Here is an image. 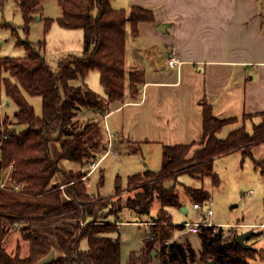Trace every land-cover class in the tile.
<instances>
[{
	"label": "trees",
	"instance_id": "trees-1",
	"mask_svg": "<svg viewBox=\"0 0 264 264\" xmlns=\"http://www.w3.org/2000/svg\"><path fill=\"white\" fill-rule=\"evenodd\" d=\"M3 1L0 0V4ZM13 1L25 23L29 24L40 16L46 0ZM57 4L61 8L57 24L83 32L81 55L65 58L56 72L49 68L42 54V43L34 46L22 42L26 51L23 58L0 57V101L3 97L10 100L16 107L15 124L26 126L18 132L10 129L7 117L3 120L0 117V168L12 165L11 181L21 185V192L0 190V264H35L51 252L54 259L49 264H121L119 235H110L116 233L117 224L108 221L107 216L117 214L123 207L148 214L154 199L159 201L160 208L153 218L149 235L156 234L159 239V264L209 261H213L212 264H248L255 249L240 246L235 241L237 233L231 234L223 226L201 227L197 233L201 248L196 253L188 241H169L172 238L169 229L174 226L182 229L181 225L163 223H172L170 208L182 207L175 192L178 176H206L218 186L214 159L236 150L243 157H250L252 147L264 141V112L260 113L261 120L252 126L251 133L241 126L225 138H219L217 133L231 120L214 116L212 106L203 101L198 150L190 155L189 144L163 146L160 169L129 176L126 187L133 194L127 195L124 201L117 197L118 177L113 197L92 199L83 178L97 151L103 149V134L98 124L91 120L81 125L77 116L82 109L103 112L106 104L123 99L126 25L129 23L131 33L136 34L139 22L153 21L154 17L150 10L141 7H131L129 12L114 9L110 0H57ZM43 21L46 34L53 21L49 18ZM91 71L99 73L105 99L86 84H70L73 80H84ZM139 80L138 75H130L133 96ZM25 95L40 97V116L35 114ZM52 143L60 149L56 159L52 156ZM62 160L76 162L80 168L64 170L60 166ZM256 164L264 169V161ZM57 176L62 177L63 183L55 181ZM184 189L193 203L209 201V193L203 189L188 186ZM5 222L19 228L29 245L26 257L20 256L19 247L14 254L7 252L4 242L9 229ZM40 222H66L72 227L71 231L56 227L60 254H55L51 239L32 226ZM83 239L87 241L86 250L80 248ZM150 261V252L143 248L131 252L126 264H150Z\"/></svg>",
	"mask_w": 264,
	"mask_h": 264
},
{
	"label": "crops",
	"instance_id": "crops-1",
	"mask_svg": "<svg viewBox=\"0 0 264 264\" xmlns=\"http://www.w3.org/2000/svg\"><path fill=\"white\" fill-rule=\"evenodd\" d=\"M110 3L114 9L127 12L134 6L148 9L154 20L139 22L136 34L131 33L129 23L126 25L123 99L106 104L103 112L82 109L77 116L81 124L92 120L102 130L104 146L94 159L104 152L107 132L114 136L117 158L120 150L128 155H141L144 160L153 158L161 167L163 146L180 144L191 145L192 155L200 148L203 101L212 106L214 116L231 120L217 133L219 138L241 126L252 132V126L260 122V113L264 112V0H110ZM42 14L41 10L40 19ZM172 56L179 59V66L168 65ZM131 74L140 79L135 83L134 96L130 91ZM77 84H86L98 96L106 97L97 71H91ZM96 112L105 113L106 118L97 119ZM263 144L264 141L254 145L251 156H246L253 159L261 176L262 167L256 162L264 161V155L252 156ZM233 153L241 154L236 150L218 156L214 164ZM100 164L101 161L91 172L88 166L83 178L86 188ZM160 167L150 171H158ZM55 180L63 183L61 176ZM220 183L219 178L216 187ZM115 193L114 190L112 196ZM88 194L94 200L99 199ZM200 213L202 216L204 211ZM263 223L249 219L231 227L237 234L243 229L256 235L254 229H264ZM212 224L227 226L218 221ZM248 238L245 243L255 249L257 256L262 255L264 249L250 243L252 240ZM28 254L29 245L27 253L21 256Z\"/></svg>",
	"mask_w": 264,
	"mask_h": 264
},
{
	"label": "rangeland",
	"instance_id": "rangeland-1",
	"mask_svg": "<svg viewBox=\"0 0 264 264\" xmlns=\"http://www.w3.org/2000/svg\"><path fill=\"white\" fill-rule=\"evenodd\" d=\"M43 18L35 17L29 24H26L20 12L19 7L13 0H4L0 4V57L23 58L26 55L25 47L22 42H27L37 46L42 43V54L49 65V68L56 72L61 61L69 56H79L83 49V32L80 29H66L59 26L56 19L61 15V8L57 4V0H46L42 3ZM52 19L49 31L44 33V18ZM80 79L70 82L71 85H78ZM28 103H30L36 115H41V99L38 96L25 95ZM4 104L0 108V117L8 118L10 129H16L20 132L26 129L24 125H16L14 112L15 105L5 97L0 101ZM82 125V124H81ZM4 128V127H3ZM120 155L118 158L108 155L101 160L100 168H98L89 178L87 184L88 193L99 199L113 197L115 190V179L119 177L120 191L117 197L124 201L127 195H132V190L124 189L127 183V177L136 172L144 170H157L160 162L151 159H143L141 155H128L126 152L118 150ZM52 156L56 159L60 154L59 146L56 143L51 144ZM264 155V144L254 150L253 158H261ZM264 157V156H263ZM243 157L240 153H233L226 157L215 161L214 170L220 178V186L216 187L212 184L210 177L192 178L188 175H180L175 183V192L179 196L182 207L186 208L187 213L181 211L180 208H170L172 223L163 225H175L183 222H195L201 220L200 212L193 209V201L189 199L185 192V187L200 188L208 191L210 194V203H204V209L210 207L213 211L211 216L212 223L218 221L226 223L225 231L231 234L237 233L232 227L243 221H255L262 223L264 221V207L262 197L264 195V175L261 176L259 167H257L252 158ZM60 166L77 170L79 164L67 160H62ZM264 170V169H262ZM264 174V173H263ZM56 181V180H55ZM171 184V182H169ZM130 190V189H129ZM250 190L252 193H250ZM115 199V198H114ZM160 208L157 199L152 201L148 214H138L126 207H123L117 214L110 213L107 220L117 222L116 233L111 236L119 235L120 238V262L126 264L129 254L133 251L138 252L145 248L150 252V264H159L158 248L159 239L156 234L150 239L147 238V230L151 229L153 218L156 216ZM5 226L9 229L5 238V248L10 254H14L16 248L19 247L20 256L27 253L28 245L24 242L18 227L12 226L5 222ZM216 225V224H214ZM32 226L41 233L46 234L53 243L55 254H60L59 246L56 241V227H61L71 231L72 227L69 223L60 222L58 224H49L47 222L34 223ZM217 228V227H216ZM155 230L158 228L155 226ZM172 234L170 242H186L188 241L196 253L201 248V242L198 234L186 232L176 226L169 229ZM231 230V231H230ZM247 231V230H246ZM243 229L238 230V234L244 233ZM256 235H252L250 243L255 242V246L264 249V229H254ZM246 243H248L246 241ZM82 250L87 249V241L83 239L80 243ZM152 252H155L152 255ZM248 264H264V253L262 255L254 254L249 259Z\"/></svg>",
	"mask_w": 264,
	"mask_h": 264
},
{
	"label": "built area",
	"instance_id": "built-area-1",
	"mask_svg": "<svg viewBox=\"0 0 264 264\" xmlns=\"http://www.w3.org/2000/svg\"><path fill=\"white\" fill-rule=\"evenodd\" d=\"M180 64L181 62L176 56H172L171 58L168 59L169 66L175 67V66H179ZM3 105L4 104H0V108ZM95 116L97 117V119H100V120H104L106 118V114L101 113V112H96ZM3 138H6V137L3 136ZM108 155H112V156L118 155L117 151L114 149V136L109 132H107V139H106L105 148H104V152L102 156L97 160L93 159L89 163L90 172L93 171L95 168H97L101 159H103L104 157ZM11 171H12V165L8 166V168L6 169L0 168V190L11 189L14 192H21V185L15 184L11 181V178H10ZM251 192L252 191L250 190V193ZM262 202H263V207H264V195L262 197ZM207 205L210 206L211 203L209 202ZM193 209L196 212L204 211V214L202 215L203 219L200 222H183L181 224H175V225H181L184 231L194 233V234H197L199 232V229L203 226H215L214 224H212V222L209 219L213 213L210 207L204 209L202 203H193ZM262 227H264V223L262 224ZM147 238H150L149 229L147 230Z\"/></svg>",
	"mask_w": 264,
	"mask_h": 264
},
{
	"label": "water",
	"instance_id": "water-1",
	"mask_svg": "<svg viewBox=\"0 0 264 264\" xmlns=\"http://www.w3.org/2000/svg\"><path fill=\"white\" fill-rule=\"evenodd\" d=\"M38 18H39V16H38ZM180 209L184 213H186V211H187L186 208H184V207H181ZM252 234H253L252 230L246 231L244 233L237 234L236 237H235V241L240 246H242L243 248L247 249L250 246L245 243V239L248 238ZM154 254H155V252H152V255H154ZM53 259H54V253L51 252L50 254L45 256L44 258H41L40 260H38L35 264H49L50 262L53 261ZM212 263H213V261H209V262H206V263L196 262L195 264H212Z\"/></svg>",
	"mask_w": 264,
	"mask_h": 264
}]
</instances>
